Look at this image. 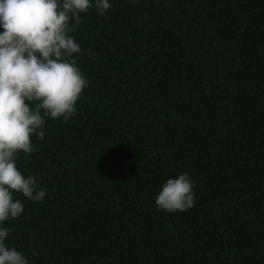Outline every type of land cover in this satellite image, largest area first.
<instances>
[{
  "label": "trees",
  "instance_id": "trees-1",
  "mask_svg": "<svg viewBox=\"0 0 264 264\" xmlns=\"http://www.w3.org/2000/svg\"><path fill=\"white\" fill-rule=\"evenodd\" d=\"M111 2L72 33L75 115L17 159L47 194H17L6 243L29 264H264V0ZM181 172L194 205L158 210Z\"/></svg>",
  "mask_w": 264,
  "mask_h": 264
},
{
  "label": "clouds",
  "instance_id": "clouds-1",
  "mask_svg": "<svg viewBox=\"0 0 264 264\" xmlns=\"http://www.w3.org/2000/svg\"><path fill=\"white\" fill-rule=\"evenodd\" d=\"M111 7V0H0V264H29L6 243L10 229L4 222L24 211L17 194L40 202L47 189L16 162L21 152L34 151L33 137L44 138L46 119L75 115L89 80L72 33L81 14L94 9L105 15ZM154 201L158 210H186L195 202L194 181L178 173L161 185Z\"/></svg>",
  "mask_w": 264,
  "mask_h": 264
}]
</instances>
